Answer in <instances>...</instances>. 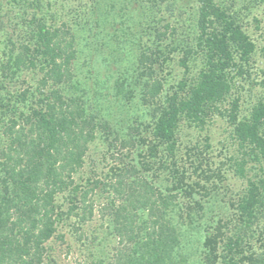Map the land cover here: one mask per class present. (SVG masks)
<instances>
[{"label": "trees", "instance_id": "trees-1", "mask_svg": "<svg viewBox=\"0 0 264 264\" xmlns=\"http://www.w3.org/2000/svg\"><path fill=\"white\" fill-rule=\"evenodd\" d=\"M144 1L137 2L143 16L171 2L148 0L151 7H144ZM197 1L195 43L182 49L184 74L167 89L163 74L177 49L168 40L176 29L163 19L159 23L155 14L148 23L127 22L132 0H86L85 21L75 24L58 18L51 0H6L18 20L4 12L0 27H19L22 39L16 43L13 31L6 32L2 41L12 48L0 47V264H50L49 243L60 224L73 217L82 225L96 213L116 244L101 252L94 236L88 255L75 264H264V227L257 245L251 231L264 211V99L242 115L240 93L241 81L254 84L255 43L216 0ZM90 37L93 46L86 42L82 48L81 41ZM111 43L116 47L107 53ZM123 44L134 47L130 58L117 52L124 51ZM82 54L84 83L77 63ZM193 54L202 62L196 74L187 62ZM30 70L40 74L34 83L14 90L19 76ZM135 94L152 108L149 136L139 129L145 124L138 117H131L121 134L108 115L113 103L124 105ZM215 115L232 127L238 151L233 165L246 180L231 204L238 218L231 233L223 230L227 223L207 206L209 200L195 196L185 170L180 176L175 166L164 165L172 186L155 180L164 172L150 175L161 146L175 156L182 122L203 125ZM99 136L108 142L109 169L104 178L91 174L82 184L76 174ZM135 148L138 159L131 160ZM247 164L258 167L252 176ZM98 190L107 193L101 203ZM180 194L187 201H180ZM59 197L67 201L66 210Z\"/></svg>", "mask_w": 264, "mask_h": 264}, {"label": "rangeland", "instance_id": "rangeland-1", "mask_svg": "<svg viewBox=\"0 0 264 264\" xmlns=\"http://www.w3.org/2000/svg\"><path fill=\"white\" fill-rule=\"evenodd\" d=\"M42 1L45 2L46 0ZM132 1L133 4H131V6L129 5L130 8L128 9L127 22L137 25V21L142 19L143 21L141 23H148L150 17L155 14V19L158 20L159 23L163 19L176 29L175 34L168 40V43L172 46H177V49L172 51V59L163 74L166 80L165 86L168 89L184 74L185 69L179 61L180 58L183 57L182 49L192 46L195 43L197 36L196 15L198 1L171 0L167 6L163 5L160 9L156 8L155 10L150 8L152 10L151 13H153L152 15L149 14L151 15L150 17L149 15L145 16V14L144 16L141 15L142 9L138 7V0ZM51 2L53 8L58 12V18L61 16V18L72 24L85 21L83 18H85L86 13L83 14L81 10L84 8L82 3L86 2V0H51ZM144 2L145 5L142 3L144 7H151L148 0ZM216 2L226 8L228 12L235 17L236 21L242 25L255 43V50L251 63L254 84L241 81V114L247 115L251 106L256 101L264 99V0H216ZM2 8V10L0 9V14L5 12L6 18L13 16L14 21L18 20L15 10H9L6 0L2 1ZM19 30V27L5 28L4 30L0 27L1 49L7 50L8 48H12L10 42H8V46H6L5 43L7 41H2L8 36L6 32L13 31V35H11L13 41L16 43L20 42L22 37ZM115 31L113 28L110 30L111 33ZM151 38H148V44L151 42ZM145 39L147 40L146 35ZM92 40L93 39L90 37L87 41H81L82 48L86 46L84 44L86 42L92 45ZM96 43L97 41H95L94 45ZM123 45V52L117 50L119 54L128 57L134 52V47L130 44ZM106 47V52L109 53V51H112V48L116 46L111 43L109 47ZM87 50L88 49H86V51ZM84 56V54L80 55V59L77 62L79 66L78 73L83 83L84 80L86 81L87 79V66L84 64ZM130 57L131 56H129V58ZM127 62H129L128 59L124 62L125 66H129ZM187 62L191 74H196L202 66L201 58L195 54L189 56ZM25 74L26 82H21L25 76L23 74L20 75L13 86L14 90L25 88L27 86V81H29V84H33L35 79L40 75L37 71L33 73L32 70L25 71ZM87 86L90 88L92 85L88 84ZM101 90H103V88ZM138 90L140 91L139 88ZM132 99V101L129 100L130 102L123 101L125 106H118L117 103H113V106H111V109L108 111V115L112 120L111 123L115 128H120L119 132L123 134L126 130L124 126L132 121L131 117H138L139 120L145 124V126L139 129L144 136H149L150 128L147 125L151 123L153 119L152 108L144 104L141 96L137 94H135V97ZM176 140L175 156L170 157L167 155L165 147L161 146L159 158L156 159L157 161H155L153 165L154 169L150 171V175L153 176L152 172H154V170H156V173H158L157 170L164 172L161 175V180L159 178H155V180H158L157 182L160 181L163 186H172V175L169 173V169H165V166H175V168L180 171V176L182 171L185 170V180L196 190L197 194L195 193V196L204 202L209 200V202H205L208 204L207 206L211 209L213 208L217 217H222L223 221L227 223V226L223 227V230L225 232L229 231L230 233L234 232L238 226V218L234 206L231 204L244 192L246 180L235 172L233 159L238 156L237 143L232 137V127L226 117L215 115L203 125L184 121L179 126ZM139 150L136 148L133 150L132 157H130L131 160L134 156L138 159L137 153ZM108 151V142L105 141L102 136L92 141L90 143L86 164L82 171L76 174L77 181L83 184L87 182L91 174H95L96 178H104L110 166ZM148 159L151 160L152 158ZM201 161H203L201 169L195 172V166H200L199 162ZM257 168H253L252 164H247V175L252 176L257 171ZM200 186H204V189H200ZM97 192L95 196L96 202L101 203L106 199L107 193L101 190ZM179 199L182 202L187 201L183 194L179 195ZM57 202L62 209L66 210L68 208L67 201L65 202L62 197H59ZM78 226L81 228L80 230ZM253 226V230H251L253 233H251L255 234V237L252 238V241L257 245L256 237L259 236V230L264 227V211L259 216V221ZM94 236L98 238L96 242L101 240V242H99L102 247V249H100L101 252L106 253L110 251L116 244V240L111 236L109 229L106 228L105 221H102L97 213L94 218L82 225H78L73 217L65 219L59 226L57 236L49 243L50 264H75L78 259L88 255L90 247L89 242Z\"/></svg>", "mask_w": 264, "mask_h": 264}]
</instances>
